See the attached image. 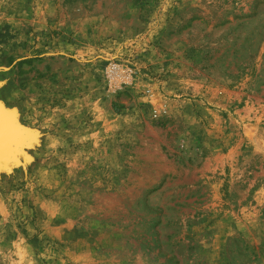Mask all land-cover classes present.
I'll use <instances>...</instances> for the list:
<instances>
[{
  "label": "rangeland",
  "instance_id": "rangeland-1",
  "mask_svg": "<svg viewBox=\"0 0 264 264\" xmlns=\"http://www.w3.org/2000/svg\"><path fill=\"white\" fill-rule=\"evenodd\" d=\"M0 105V264H264V0H0Z\"/></svg>",
  "mask_w": 264,
  "mask_h": 264
},
{
  "label": "bare ground",
  "instance_id": "bare-ground-1",
  "mask_svg": "<svg viewBox=\"0 0 264 264\" xmlns=\"http://www.w3.org/2000/svg\"><path fill=\"white\" fill-rule=\"evenodd\" d=\"M3 114L0 113V149L5 151L11 147L10 142L13 141L11 137L14 136L13 134L17 128L15 121L11 120L12 116L9 114H7L8 116L5 114V116Z\"/></svg>",
  "mask_w": 264,
  "mask_h": 264
},
{
  "label": "water",
  "instance_id": "water-1",
  "mask_svg": "<svg viewBox=\"0 0 264 264\" xmlns=\"http://www.w3.org/2000/svg\"><path fill=\"white\" fill-rule=\"evenodd\" d=\"M0 113H1V114L4 113L3 115H5V114H6V115H7V114L11 115V113H9L8 111H6L1 105H0ZM6 115H5V116H6ZM7 116H8V115H7ZM11 116H12V115H11ZM11 120H14L13 117H12Z\"/></svg>",
  "mask_w": 264,
  "mask_h": 264
}]
</instances>
